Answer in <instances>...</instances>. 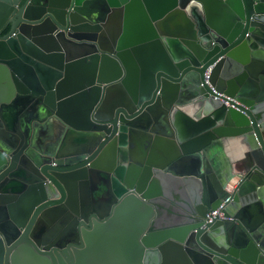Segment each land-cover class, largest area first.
Returning a JSON list of instances; mask_svg holds the SVG:
<instances>
[{
  "label": "water",
  "instance_id": "water-1",
  "mask_svg": "<svg viewBox=\"0 0 264 264\" xmlns=\"http://www.w3.org/2000/svg\"><path fill=\"white\" fill-rule=\"evenodd\" d=\"M0 264H264V0H0Z\"/></svg>",
  "mask_w": 264,
  "mask_h": 264
},
{
  "label": "built area",
  "instance_id": "built-area-1",
  "mask_svg": "<svg viewBox=\"0 0 264 264\" xmlns=\"http://www.w3.org/2000/svg\"><path fill=\"white\" fill-rule=\"evenodd\" d=\"M209 71L205 72V80L208 78ZM228 100V99H227ZM224 104L228 105L227 102H224ZM227 202V199L221 201L220 205L215 208L214 210H211L207 213L206 219L208 222H211L214 219H218L221 221H232V217L226 216L223 212L224 205Z\"/></svg>",
  "mask_w": 264,
  "mask_h": 264
},
{
  "label": "crops",
  "instance_id": "crops-1",
  "mask_svg": "<svg viewBox=\"0 0 264 264\" xmlns=\"http://www.w3.org/2000/svg\"><path fill=\"white\" fill-rule=\"evenodd\" d=\"M52 129H53V134H52V132H50V136H56V133H57L56 126L52 127ZM218 163H219L220 165H223V167H224L225 165H229V161H228L227 157H226L224 154H221V155H220V161L218 160ZM218 163H217V164H218ZM234 186H235V185H232V186L230 187V191L233 190Z\"/></svg>",
  "mask_w": 264,
  "mask_h": 264
},
{
  "label": "flooded vegetation",
  "instance_id": "flooded-vegetation-1",
  "mask_svg": "<svg viewBox=\"0 0 264 264\" xmlns=\"http://www.w3.org/2000/svg\"><path fill=\"white\" fill-rule=\"evenodd\" d=\"M8 28H6L2 33H1V35L3 36V35H5V34H7V32H8ZM209 75V74H208ZM215 159H216V161L218 160L216 157H215ZM218 163V162H217ZM174 191V190H173ZM172 194V193H171ZM170 194V195H171ZM207 215V214H206Z\"/></svg>",
  "mask_w": 264,
  "mask_h": 264
}]
</instances>
